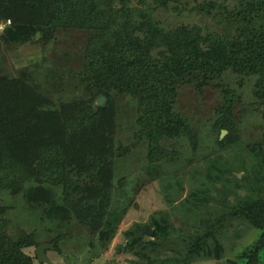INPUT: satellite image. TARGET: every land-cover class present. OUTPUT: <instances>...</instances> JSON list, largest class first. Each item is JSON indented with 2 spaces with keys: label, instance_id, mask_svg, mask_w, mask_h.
I'll return each mask as SVG.
<instances>
[{
  "label": "rangeland",
  "instance_id": "374dc122",
  "mask_svg": "<svg viewBox=\"0 0 264 264\" xmlns=\"http://www.w3.org/2000/svg\"><path fill=\"white\" fill-rule=\"evenodd\" d=\"M213 2L229 9L235 5V0H112L115 9L126 5L150 12L164 30L175 32L183 26H196L204 32L223 34L226 22L219 21L215 9L211 14L202 12L206 3ZM9 26L10 20L0 23V36ZM91 36L89 30L72 29L56 33L47 45H39L36 37L37 45L31 41L12 46H6L0 38V74L15 79L30 67L33 85L46 95L52 108L92 99L82 62ZM34 64L38 66L34 68ZM166 68L171 71V67ZM238 81L228 74L223 80L212 79L204 87L196 80L180 83L175 109L187 123L186 128L182 137L165 138L160 143L162 151L153 158L148 143L136 139L139 114L135 100L114 96V103L109 104L104 95L94 99V107H106L97 121L111 139L108 164L113 184L101 213L108 217L126 210L106 247L79 209L68 206L82 204L88 199L85 193L80 190L64 198L51 187L48 201L40 203L31 193L32 187L36 191L38 186L39 178L33 175L36 164L22 158L16 164L18 174L4 170L6 165L1 167L0 224L7 223L12 235L25 233L33 237L39 246L53 245L46 250L50 263L34 258L39 246L25 249L33 264H186L188 256L192 264H239L252 247L264 249L263 232L245 217L226 218L227 210L234 205L264 200V108L256 112L251 109V90L249 86L241 89ZM227 90L237 92L230 102ZM101 96L106 100L98 106ZM227 103L235 125L233 136L220 127L221 120L229 115L224 112ZM113 109L114 113L110 112ZM81 118L78 116L74 122ZM27 127L34 128L25 124L19 130ZM222 131L227 132L223 138ZM2 140L6 148L22 150V138L12 142L4 136ZM101 181L97 188L108 183L107 178ZM149 231L152 236L146 234ZM204 236H210L207 248H212L215 240L222 250L212 255L205 251L190 255L194 241ZM256 264H264V250Z\"/></svg>",
  "mask_w": 264,
  "mask_h": 264
},
{
  "label": "trees",
  "instance_id": "16d2710c",
  "mask_svg": "<svg viewBox=\"0 0 264 264\" xmlns=\"http://www.w3.org/2000/svg\"><path fill=\"white\" fill-rule=\"evenodd\" d=\"M206 6L202 12L211 14L215 9L219 21L226 22L223 34L204 32L196 26H183L175 32L164 30L150 12L142 13L126 5L121 10L115 9L112 0H0V23L11 21V26L0 36L6 46L31 41L34 44L36 37L39 45H47L56 33L72 29L92 32L82 58L92 99L52 108L46 95L33 85L30 67L15 79L0 74V173L6 165L4 170L18 174L16 164L20 158L36 164L33 175L39 178L38 186L36 191L32 187L31 193L40 203L48 201L51 187L58 189L59 197L64 198L81 190L88 199L68 206L79 209L84 221L98 233L101 245L106 247L126 210L108 217L101 213L111 196L113 173L108 164L111 139L97 121L106 107H94L96 97L104 95L111 101L109 104L114 103V96H131L135 100L139 114L136 139L148 143L150 158L162 151L160 143L165 138L183 136L187 123L175 104L180 85L188 79L199 81L204 87L212 79L235 75L241 89L249 86L251 90V109L256 112L264 108V0H235L231 9L224 4L217 7L214 2ZM119 12L124 15L122 18ZM164 66L171 67V71ZM226 93L228 102L237 94L235 90ZM110 112L114 113V109ZM224 112L229 115L221 120L220 127L233 136L235 125L230 103ZM78 116L82 117L81 121L75 123ZM25 124L34 128L19 130ZM4 136L12 142L22 138V150L6 148ZM38 149L43 152L38 153ZM104 178L107 185L97 188ZM2 184L0 181V188ZM231 208L226 218L245 217L263 232L264 245V200L244 201ZM6 226L7 223L0 224V264H33V258L24 250L37 248L39 244L25 233L10 234ZM209 238L198 237L190 255L221 251L215 240L214 246L207 248ZM56 242L57 239L51 243ZM260 249L252 247L238 263L256 264L264 250ZM188 258L185 263L192 264Z\"/></svg>",
  "mask_w": 264,
  "mask_h": 264
},
{
  "label": "water",
  "instance_id": "95a60500",
  "mask_svg": "<svg viewBox=\"0 0 264 264\" xmlns=\"http://www.w3.org/2000/svg\"><path fill=\"white\" fill-rule=\"evenodd\" d=\"M106 98L104 96H101L98 98V101H97V105L98 106H102L105 102ZM226 131H222L221 133V138H223L225 135H226ZM148 236H152L153 235V232L149 231L146 233ZM53 248V245H49V244H42L40 245L37 249H36V255H37V258L40 262H47V263H50V260L49 258L47 257L46 255V250L48 249H52Z\"/></svg>",
  "mask_w": 264,
  "mask_h": 264
}]
</instances>
